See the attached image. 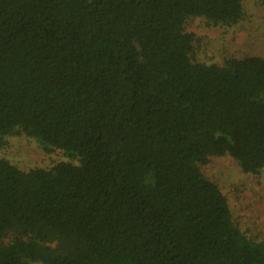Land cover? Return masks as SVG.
<instances>
[{"label": "trees", "instance_id": "trees-1", "mask_svg": "<svg viewBox=\"0 0 264 264\" xmlns=\"http://www.w3.org/2000/svg\"><path fill=\"white\" fill-rule=\"evenodd\" d=\"M243 0H0V264H264L199 166L264 173V58L191 60V18L234 26ZM75 162V163H72Z\"/></svg>", "mask_w": 264, "mask_h": 264}, {"label": "rangeland", "instance_id": "rangeland-1", "mask_svg": "<svg viewBox=\"0 0 264 264\" xmlns=\"http://www.w3.org/2000/svg\"><path fill=\"white\" fill-rule=\"evenodd\" d=\"M243 12L241 21L229 27L209 26L202 18L189 19L184 30L194 36L192 62L221 65L228 58H264V0H243ZM0 159L22 171L69 162L60 151L45 152L24 135L4 137L0 142ZM199 168L226 198L239 231L247 238L264 239V173L243 174L228 156L211 157Z\"/></svg>", "mask_w": 264, "mask_h": 264}]
</instances>
